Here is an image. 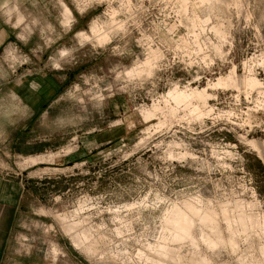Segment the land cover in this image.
I'll list each match as a JSON object with an SVG mask.
<instances>
[{
    "label": "rangeland",
    "instance_id": "374dc122",
    "mask_svg": "<svg viewBox=\"0 0 264 264\" xmlns=\"http://www.w3.org/2000/svg\"><path fill=\"white\" fill-rule=\"evenodd\" d=\"M17 16L35 46L7 45L3 69L58 89L18 127L0 117V245L34 264H264V0Z\"/></svg>",
    "mask_w": 264,
    "mask_h": 264
},
{
    "label": "crops",
    "instance_id": "0c3cea01",
    "mask_svg": "<svg viewBox=\"0 0 264 264\" xmlns=\"http://www.w3.org/2000/svg\"><path fill=\"white\" fill-rule=\"evenodd\" d=\"M17 7L18 0H0V117L3 115L14 117L17 121L14 124L15 127H18L19 120L25 119V121H29L34 118L35 114L40 113L50 101V93L52 92L53 96L58 89L49 83L50 79L44 75L33 77L32 75L19 76L17 74L12 78L7 73V70L3 69L1 58L7 45L17 43L28 50L35 46L31 34L27 35L26 39H23L24 32L26 34V28L18 27ZM75 21L72 26L75 25ZM6 89L7 92L3 93ZM2 103H9V106H3L1 105ZM52 105H47V107L50 108ZM47 115L48 112H44L41 117L46 118ZM89 137L88 147L90 150L99 143L103 144L106 141V134L93 135L88 133L87 138ZM0 264H34V260L31 255L12 256L8 253L5 244L0 245Z\"/></svg>",
    "mask_w": 264,
    "mask_h": 264
},
{
    "label": "built area",
    "instance_id": "2783aa9c",
    "mask_svg": "<svg viewBox=\"0 0 264 264\" xmlns=\"http://www.w3.org/2000/svg\"><path fill=\"white\" fill-rule=\"evenodd\" d=\"M17 50V49H16Z\"/></svg>",
    "mask_w": 264,
    "mask_h": 264
}]
</instances>
